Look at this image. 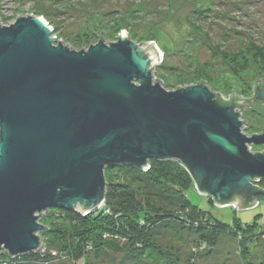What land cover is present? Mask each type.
Here are the masks:
<instances>
[{
	"label": "water",
	"instance_id": "1",
	"mask_svg": "<svg viewBox=\"0 0 264 264\" xmlns=\"http://www.w3.org/2000/svg\"><path fill=\"white\" fill-rule=\"evenodd\" d=\"M105 37L77 51L55 44L41 16L0 24V253L38 250L43 211L98 210L108 167L177 161L218 207L264 196L253 185L264 180V152L250 147L264 146V128L245 135L236 111L264 101V81L250 98L224 99L203 80L168 91L153 81L150 45Z\"/></svg>",
	"mask_w": 264,
	"mask_h": 264
},
{
	"label": "rangeland",
	"instance_id": "2",
	"mask_svg": "<svg viewBox=\"0 0 264 264\" xmlns=\"http://www.w3.org/2000/svg\"><path fill=\"white\" fill-rule=\"evenodd\" d=\"M27 15L41 16L52 29L55 44L60 40L77 51L97 43L101 33L107 44L115 42L122 32L140 46L150 45L159 53L153 81L157 79L168 91L203 80L224 99L230 93L250 98L255 82L264 81V0H0V24L9 25ZM262 105L264 101L256 96L251 103L236 108L240 120H247L242 122L245 135L262 133ZM250 147L254 152H264V146ZM182 168L163 177L160 186L150 182L148 168L141 175L119 176L148 196H162V208L169 212H178L180 199L186 196L228 227L250 225L245 228L244 242L223 237L216 247L208 249L199 246L186 228L163 223L153 231L152 239L171 255L172 262L150 258L139 261L124 251L105 249L74 263L61 256L56 245L48 247L44 240L37 250L42 261L34 264H264L263 195L255 197L249 208L218 207L196 191ZM253 185L264 189V180ZM46 213L42 212L38 222Z\"/></svg>",
	"mask_w": 264,
	"mask_h": 264
},
{
	"label": "trees",
	"instance_id": "3",
	"mask_svg": "<svg viewBox=\"0 0 264 264\" xmlns=\"http://www.w3.org/2000/svg\"><path fill=\"white\" fill-rule=\"evenodd\" d=\"M230 100L236 102L235 99ZM179 167L182 166L176 161L151 160L147 176L154 186H160L163 177L171 172L177 173ZM104 173L105 202L98 210L83 215L55 208L50 209L40 220L46 228L39 234L42 240L48 247L56 245L60 255L71 262L83 261L88 254H98L105 249L124 251L139 261L150 258L169 259L172 262L171 255L162 251L152 239L153 231L163 223L167 226L175 223L186 228L195 235L199 246L208 249L216 247L223 237L240 238L243 242L246 238L245 228H250V225L228 227L193 205L186 196L180 199L178 212H169L162 208V196H148L142 188L125 184L123 177L119 176L124 173L141 175L144 171L114 166L106 168ZM116 179L118 183L114 182ZM249 207L252 206L244 205L241 208ZM41 261L37 250L19 259L10 257L4 251L0 253V264H34Z\"/></svg>",
	"mask_w": 264,
	"mask_h": 264
},
{
	"label": "bare ground",
	"instance_id": "4",
	"mask_svg": "<svg viewBox=\"0 0 264 264\" xmlns=\"http://www.w3.org/2000/svg\"><path fill=\"white\" fill-rule=\"evenodd\" d=\"M252 149V148H251ZM260 180H262V179H260ZM40 223V222H39Z\"/></svg>",
	"mask_w": 264,
	"mask_h": 264
},
{
	"label": "built area",
	"instance_id": "5",
	"mask_svg": "<svg viewBox=\"0 0 264 264\" xmlns=\"http://www.w3.org/2000/svg\"><path fill=\"white\" fill-rule=\"evenodd\" d=\"M232 206V205H231Z\"/></svg>",
	"mask_w": 264,
	"mask_h": 264
}]
</instances>
